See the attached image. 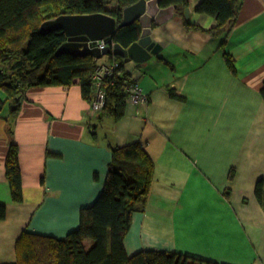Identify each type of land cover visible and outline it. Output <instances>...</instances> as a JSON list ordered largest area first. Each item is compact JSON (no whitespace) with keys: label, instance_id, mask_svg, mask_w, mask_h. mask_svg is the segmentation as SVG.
I'll use <instances>...</instances> for the list:
<instances>
[{"label":"crops","instance_id":"0c3cea01","mask_svg":"<svg viewBox=\"0 0 264 264\" xmlns=\"http://www.w3.org/2000/svg\"><path fill=\"white\" fill-rule=\"evenodd\" d=\"M202 1L189 0V19L177 9L154 25L161 51L148 61L115 55L148 96L147 103L127 99L119 121L93 113L78 81L30 88L18 104L0 91V264L16 262L25 231L63 239L79 228L82 210L104 189L113 148L135 143L155 172L124 241L129 256L163 251L264 264V206L256 196L264 180V0H240L226 39L210 32L215 17L196 11ZM12 145L19 149L20 203L7 179Z\"/></svg>","mask_w":264,"mask_h":264},{"label":"trees","instance_id":"16d2710c","mask_svg":"<svg viewBox=\"0 0 264 264\" xmlns=\"http://www.w3.org/2000/svg\"><path fill=\"white\" fill-rule=\"evenodd\" d=\"M139 1L118 0L116 9L108 10L112 0H0V66L5 68L0 70V91H5L18 104L30 88L71 86L78 81L83 97L91 100L97 60L92 56L57 55L67 40L65 33L59 30L42 34L41 26L62 15L99 13L114 17L120 24L124 9ZM188 4L189 0H161L162 7L175 5L179 10H185ZM240 6V0H203L196 11L215 17L217 26L210 32L226 39L237 22ZM141 33L139 23L120 28L113 37V44L128 48ZM226 57L234 71L233 59L230 55ZM120 59L115 57L116 61H112L120 65L113 76L108 77L107 102L101 114L115 121L125 115L126 88L133 82L124 72ZM6 168L12 199L20 203L23 190L17 145L10 147ZM154 172V161L142 144L114 147L104 189L92 206L82 210L79 228L63 239L25 231L17 241L13 264H217L163 251L127 254L124 241L134 213L146 202ZM256 196L264 206L262 179L257 184ZM5 212L6 208L0 206V219L5 218ZM88 240L92 241L90 247L86 245Z\"/></svg>","mask_w":264,"mask_h":264},{"label":"water","instance_id":"95a60500","mask_svg":"<svg viewBox=\"0 0 264 264\" xmlns=\"http://www.w3.org/2000/svg\"><path fill=\"white\" fill-rule=\"evenodd\" d=\"M178 6H161V0H140L123 11V18L119 24L117 20L105 13L90 15H62L44 22L41 33L63 31L66 42L58 49L57 55L69 54L74 57L92 56L100 59L111 53L110 45L113 37L120 28L139 23L142 33L139 39L128 48L120 44L114 45V54L124 61L143 63L161 51V46L152 39L153 27L161 26L175 16ZM185 16L190 17V10L186 8ZM99 42H104L108 48L101 51Z\"/></svg>","mask_w":264,"mask_h":264},{"label":"built area","instance_id":"2783aa9c","mask_svg":"<svg viewBox=\"0 0 264 264\" xmlns=\"http://www.w3.org/2000/svg\"><path fill=\"white\" fill-rule=\"evenodd\" d=\"M98 47L103 51L107 45L104 42H99ZM120 63H99L93 75L94 91L91 94V110L93 113L102 111L107 102L106 86L108 84V77L118 70ZM121 73V72H120ZM128 100L133 104L147 103L148 96L145 93L142 85L139 82L133 81L126 88Z\"/></svg>","mask_w":264,"mask_h":264},{"label":"flooded vegetation","instance_id":"af4514ba","mask_svg":"<svg viewBox=\"0 0 264 264\" xmlns=\"http://www.w3.org/2000/svg\"><path fill=\"white\" fill-rule=\"evenodd\" d=\"M110 47H111V53L110 54H108V55H110V56H113V59L116 57L115 56V54H114V45H110ZM106 48H108V46L106 47ZM105 48V49H106ZM113 61H116V60H113ZM112 63V62H111ZM99 64V63H98Z\"/></svg>","mask_w":264,"mask_h":264},{"label":"rangeland","instance_id":"374dc122","mask_svg":"<svg viewBox=\"0 0 264 264\" xmlns=\"http://www.w3.org/2000/svg\"><path fill=\"white\" fill-rule=\"evenodd\" d=\"M86 245H87V247H90V246L92 245V241L88 240V241L86 242Z\"/></svg>","mask_w":264,"mask_h":264}]
</instances>
